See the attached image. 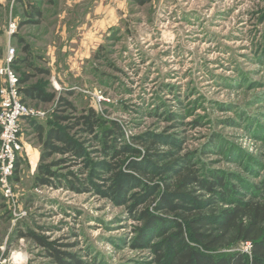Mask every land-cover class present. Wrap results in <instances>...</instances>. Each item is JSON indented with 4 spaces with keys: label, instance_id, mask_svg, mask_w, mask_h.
Returning a JSON list of instances; mask_svg holds the SVG:
<instances>
[{
    "label": "rangeland",
    "instance_id": "1",
    "mask_svg": "<svg viewBox=\"0 0 264 264\" xmlns=\"http://www.w3.org/2000/svg\"><path fill=\"white\" fill-rule=\"evenodd\" d=\"M93 2L116 8L108 18L111 28L89 29L104 17L90 11ZM31 6L41 17L28 16L35 12ZM13 22L17 30L10 35ZM20 40L30 52L17 76L29 75L25 86L56 96L51 103L27 101L43 114L34 118L36 125L63 128L89 107L102 125L98 139L76 129L82 155L56 154L48 161L65 160L53 167L50 186L36 183L41 138L23 121L30 156L21 157L14 197L0 192V264H58L34 236L67 260L64 254L74 256L73 264H157L148 246L135 244L144 226L139 213L150 209L161 216L154 208L159 200L151 205L140 198L171 182V174L157 170L153 179L137 182L128 178L134 175L130 160H156L149 167L154 169L190 155L205 177L217 171L238 186L264 183V0H153L145 6L129 0H0V65L12 48L14 60L25 58ZM114 122L124 133L116 146L102 139ZM151 141L159 142L153 151ZM108 146L121 155L115 158ZM126 146L134 151L126 153ZM117 173L127 187L120 197L112 189ZM193 196L201 202L216 197L199 189ZM167 199L194 206L189 199ZM159 234L151 232L147 245L161 243Z\"/></svg>",
    "mask_w": 264,
    "mask_h": 264
},
{
    "label": "trees",
    "instance_id": "2",
    "mask_svg": "<svg viewBox=\"0 0 264 264\" xmlns=\"http://www.w3.org/2000/svg\"><path fill=\"white\" fill-rule=\"evenodd\" d=\"M129 1L138 6H145L153 0ZM31 9H34L35 12H28L29 17H41V12L36 7L31 6ZM19 45L22 47L25 58H17L13 61L12 67L16 74L18 67L29 62V58H27L30 52L29 47L23 40H20ZM40 73L48 74L49 72L40 71ZM29 81V75L21 79L19 77V92L24 104L27 105L28 100L41 103L55 101V95H48L43 90L25 86ZM59 101L71 106L63 98H60ZM61 105L63 106V104ZM54 119L59 123L62 117L56 116ZM26 120H28L27 129H31L33 126L41 138L42 150L37 167L36 183L50 186H53L51 179L55 177L52 172L53 167L64 163L65 160L53 164H48V161L56 154L82 155L81 145L75 140V136L77 137L78 134L75 133L76 129L80 127L81 133L95 135V139H98L100 137L97 136V133L102 125L101 117L93 107L83 110L78 118L72 120V124H67L63 128L53 127L48 131L42 126L36 125V121H33L35 119L28 118ZM22 133L25 137L23 123ZM123 137V128L117 122L112 123L110 130L102 131V139L115 142V146ZM143 142V140L138 141L142 145ZM158 144V141H151L149 151H153ZM108 147L114 149L115 158L121 155L122 152L116 151L115 147ZM124 150L126 153L134 151L128 146L124 147ZM161 156L154 152V157L160 158ZM152 161L156 162V160L148 159L145 162L130 160L128 163L134 173V175H128V178L137 182L141 178L153 179L157 170L171 174V182L157 186L155 191L149 188L147 195L140 198L144 201L149 200L151 205L156 204V201L159 200L154 208L161 211V216L152 215L150 209L141 215L139 213L138 217L144 226L139 229L140 236L135 244L136 247L148 246L151 252L156 254L155 262L157 264H264V183H248L238 186L230 183L231 175L220 174L217 171H210L209 176L205 177L202 165L190 159V155L180 157L166 166L149 169L153 164ZM20 166L21 158L17 160L15 175H17ZM116 175V183L112 189L115 195L124 196L127 187L123 184L124 182H119L121 173ZM227 177H230L229 180ZM71 188L77 189L74 184H71ZM83 188L87 189L86 186ZM196 189L212 193L216 197L201 202L198 197L193 196ZM156 192L161 193L159 199L155 198ZM167 197H171L173 200L189 199L194 203V206L185 207L172 203ZM220 203H226L227 207L223 209L218 207ZM206 206L214 208L212 213L203 210ZM171 213L177 215L169 220L170 218L167 216ZM158 231L161 233L159 238H162V242L147 245L149 234ZM21 236L26 235L21 234ZM34 238L38 245L50 251L51 256L58 264L77 262L76 258L70 254L64 255L70 257L71 260L61 256V252L53 249L44 239L37 236ZM248 243L251 244V248L246 253L240 246Z\"/></svg>",
    "mask_w": 264,
    "mask_h": 264
},
{
    "label": "built area",
    "instance_id": "3",
    "mask_svg": "<svg viewBox=\"0 0 264 264\" xmlns=\"http://www.w3.org/2000/svg\"><path fill=\"white\" fill-rule=\"evenodd\" d=\"M17 30L16 22L9 26V34ZM15 49H9L7 59L0 65V192L7 199L14 197L12 183L17 160L26 152L29 157V146L23 140L22 123L28 118H39L43 115L28 107L21 101L19 77L13 70ZM30 163V162H29ZM33 170L36 166L33 165ZM251 244L245 246L249 252Z\"/></svg>",
    "mask_w": 264,
    "mask_h": 264
},
{
    "label": "crops",
    "instance_id": "4",
    "mask_svg": "<svg viewBox=\"0 0 264 264\" xmlns=\"http://www.w3.org/2000/svg\"><path fill=\"white\" fill-rule=\"evenodd\" d=\"M95 2V1H94ZM92 3V6L89 7L90 11L93 13V14H96L97 10L98 12L97 13H103L104 14V17L101 18L99 21H98V25L96 26L95 23L91 24L90 26V30H93L97 27H100V28H111V25L112 23H110V21H108V18H111L109 16H112L113 13H114V9L116 10V8H113L112 6H102V7H97V5L95 3ZM89 19L91 20V16L89 17ZM88 19V20H89ZM85 27H87L88 29V26L86 25ZM84 28V27H83ZM98 29V28H97ZM30 148V147H29ZM39 153V152H38ZM37 158H39V154H37L36 156Z\"/></svg>",
    "mask_w": 264,
    "mask_h": 264
},
{
    "label": "bare ground",
    "instance_id": "5",
    "mask_svg": "<svg viewBox=\"0 0 264 264\" xmlns=\"http://www.w3.org/2000/svg\"><path fill=\"white\" fill-rule=\"evenodd\" d=\"M36 163V162H35ZM34 162H33V164H35Z\"/></svg>",
    "mask_w": 264,
    "mask_h": 264
}]
</instances>
